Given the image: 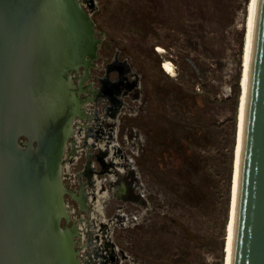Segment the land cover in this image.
I'll list each match as a JSON object with an SVG mask.
<instances>
[{
    "label": "rangeland",
    "instance_id": "rangeland-1",
    "mask_svg": "<svg viewBox=\"0 0 264 264\" xmlns=\"http://www.w3.org/2000/svg\"><path fill=\"white\" fill-rule=\"evenodd\" d=\"M253 2L77 0L96 45L85 84L99 89L107 78L126 93L117 124L103 125L119 131L114 159L125 171L107 185L105 238L75 236L78 264H95L96 255L111 264H227ZM104 107L91 113L102 119ZM79 120L93 139L98 125ZM77 152L67 150L73 177L64 181L75 192L88 154L99 171L105 166L100 152Z\"/></svg>",
    "mask_w": 264,
    "mask_h": 264
},
{
    "label": "water",
    "instance_id": "water-1",
    "mask_svg": "<svg viewBox=\"0 0 264 264\" xmlns=\"http://www.w3.org/2000/svg\"><path fill=\"white\" fill-rule=\"evenodd\" d=\"M61 1L0 0V264H35L39 247L44 264L57 261L53 245L64 214H54L52 201L64 209L61 163L75 107L86 103L75 101L81 91L73 76L86 66L65 63L60 50L73 33L64 22L69 8L84 31L82 58H94L96 49L77 0ZM64 90L75 105L64 100ZM232 264H264V0L257 4Z\"/></svg>",
    "mask_w": 264,
    "mask_h": 264
},
{
    "label": "flooded vegetation",
    "instance_id": "flooded-vegetation-1",
    "mask_svg": "<svg viewBox=\"0 0 264 264\" xmlns=\"http://www.w3.org/2000/svg\"><path fill=\"white\" fill-rule=\"evenodd\" d=\"M163 65V64H162ZM83 71H81L80 75L77 77L75 76V83L76 86L79 88L80 81L79 79L84 80L82 82V87L80 89L83 90L81 94H77L80 96L81 100L86 101V103L83 106V115L76 117L74 120V131L72 134V137L70 138L65 158H64V165H63V181H65V176H71V170H70V164L65 163L66 162V154L67 150L73 146V149L79 148L80 152H77V154H82L83 152L95 150L102 154L100 161L105 164L103 170L99 171L97 168L96 163H92L90 160V155H87L88 161H86L83 169V173L80 175L79 179V189L77 192L73 190V186H65L67 189L66 195L73 200V202L77 205V208L75 206L66 205L69 215V221L67 219L66 222H69L64 227H76L78 235L76 234V237L79 238H87L88 232L90 236L94 238H100V235H103L104 232L102 231V228L100 229V226L104 227L108 225V220L106 216L105 211V205L110 201V192L111 189L107 186L110 185H116L118 184V180H115V175L124 174V169L119 168V165L115 161V154L118 152L116 149L119 147L121 148V145L119 146V131H116L114 129H109L105 126H111L117 124V117L120 115V110L123 107L124 104V97L126 96L125 92H122L121 88L117 86V84H120V81H116L115 85L116 87H113L109 85L106 80L107 78L102 79V87L92 88L90 85L85 84V81L89 78L85 74L86 69L84 67H81ZM79 73V72H75ZM78 79V80H77ZM120 88V90H119ZM102 102L105 107L103 109L104 117L101 119L100 117L96 118L91 113L95 109L98 110V104L99 102ZM95 108V109H92ZM80 119V123L82 120L87 119L88 121H91V124H97L96 133L93 134V139L87 138L86 135H82L76 126L77 120ZM113 119V120H112ZM77 127V128H76ZM95 137V138H94ZM86 139L84 142H82L81 139ZM73 140V141H72ZM84 143L83 145H81ZM103 143V144H102ZM121 144V143H120ZM83 158V156H77L73 158L72 163L78 162ZM74 165V164H73ZM106 165H108L106 167ZM101 176H105L104 179H102ZM71 176L70 178H72ZM114 177V178H113ZM83 179H86L87 182H84ZM106 182V183H105ZM116 196L122 198V196L126 195V187L124 185L119 184L116 187ZM81 212V216L79 219L73 218V214H75L77 211ZM119 210L116 211L115 216H122L119 214ZM90 223L93 224L96 229H88L90 226ZM93 226V227H94ZM94 227V228H95ZM105 238V234L104 237ZM113 258L114 253L112 252ZM92 258V256H90ZM95 264H111L109 261L104 260L103 258L99 259L97 255L95 256ZM113 264H118L119 262L114 261Z\"/></svg>",
    "mask_w": 264,
    "mask_h": 264
},
{
    "label": "bare ground",
    "instance_id": "bare-ground-1",
    "mask_svg": "<svg viewBox=\"0 0 264 264\" xmlns=\"http://www.w3.org/2000/svg\"><path fill=\"white\" fill-rule=\"evenodd\" d=\"M257 4H258V0H254V2H253V15H252L251 29H250V36H249V53H248L247 63H246L245 97H244L243 103H242V105H243V113H242V119H241L240 143H239L238 154H237L238 156H237V167H236V182H235L234 199H233V207L234 208H233L232 221L230 223L229 236H228V245H227V251H228L227 264H232L233 242H234L235 220H236V206H237L238 185H239V172H240V162H241V154H242V143H243L244 122H245V115H246V104H247V96H248V84H249L251 58H252V47H253L256 15H257ZM68 10H69V13H67V15L65 16L64 22L67 25V27H70L73 30V33H72V35H68L69 38H68L67 41H64V44L61 43L60 50H61V52H64L65 63H66V61L68 62V60L72 61V62H76L77 59L80 60L81 62H83L84 65L86 66V67H84L86 69L85 74L88 76V72H89L88 70L90 68V64L91 63L88 62L87 58L86 59L82 58L83 57L82 52L86 50L85 49V44L86 43L84 42V38L82 37V34H81L84 31L82 29L80 21H78L75 18V15H74L73 11L70 8ZM63 11H64V13H66V8H64ZM73 36H75L77 38H74ZM71 48H73L74 52L72 51ZM67 51L69 53L71 52V57L69 55H67ZM80 68L81 67H78V71L80 70ZM165 68H166L167 72L170 73V74H173L175 72L174 71V65L172 63L167 62L165 64ZM79 81H80L79 88H81L82 87V82L84 80L79 79ZM80 91H81V93L83 92L82 89H80ZM63 94H64V100H66L68 105H70V104L71 105H75L72 93L70 94V90H64ZM78 95H76L75 101L79 104V101H80L81 98ZM67 104H64V108H65V106H67ZM84 104L82 105V107H79V108L75 107V109L78 112V114L72 120V126H71V129H70V138L72 137V134H73V131H74V120L76 119V117L83 115L82 114L83 113L82 109H83ZM69 140H68V142H69ZM68 142H67V145H68ZM23 146L24 145H22V147ZM66 149H67V146H66ZM66 149H65V153H66ZM64 158H65V154H64V157H63V160H62V163H61L62 164L61 165V178H62V181H63ZM63 184H64V181H63ZM66 192H67V189L64 186L65 195H66ZM54 193H55V191H54ZM64 202H65V200H64ZM64 204H65L64 205V209H59L58 204L55 202V200H53L52 201V206L54 207V214L55 215L58 214L60 216L64 214V218L63 219H67L69 221V215H68L67 206H66V203H64ZM47 230H49L48 227H47ZM47 233L50 236L49 231H47ZM76 234L78 235V232H77V229H76L75 226L74 227H69V226L62 227L61 226V235H62V237H60V236L59 237H55L56 238V240H55V244L56 245L55 244L53 245V246H56L55 249L53 250L56 254L53 255V256L57 257V258H55L57 261H52L50 264H60L61 260H62V264H76L75 255H78V254L77 253L75 254L74 252H72V248H71V245L73 243L72 240L75 239ZM40 236L44 239L45 232L42 235H40ZM44 246H48V245H44ZM38 251H39V255H36V258H35V260L38 261V262L35 263V264H44L45 260H41V257L43 255L42 248L39 247ZM76 260H78L77 257H76Z\"/></svg>",
    "mask_w": 264,
    "mask_h": 264
}]
</instances>
